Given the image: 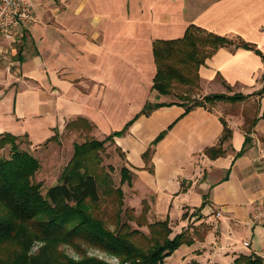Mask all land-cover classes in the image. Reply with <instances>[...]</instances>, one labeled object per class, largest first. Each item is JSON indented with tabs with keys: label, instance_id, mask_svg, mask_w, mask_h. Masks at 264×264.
Segmentation results:
<instances>
[{
	"label": "crops",
	"instance_id": "1",
	"mask_svg": "<svg viewBox=\"0 0 264 264\" xmlns=\"http://www.w3.org/2000/svg\"><path fill=\"white\" fill-rule=\"evenodd\" d=\"M28 1L36 21L0 38V134L38 150L54 135L65 138L66 124L78 117L101 139L132 121L113 136L132 172L125 204L139 214L146 207L148 223L168 219L171 237L185 230L193 236L174 251L180 264L262 259L264 241L260 249L255 241L264 233L251 216L264 194V93L253 94L263 87L264 61L229 46L199 67L193 98L248 96L241 101L185 112L152 85L153 42L179 39L191 24L252 43L264 55V0ZM147 103L152 109L143 113ZM224 122L231 135L221 142ZM210 147L223 153L211 158Z\"/></svg>",
	"mask_w": 264,
	"mask_h": 264
},
{
	"label": "trees",
	"instance_id": "2",
	"mask_svg": "<svg viewBox=\"0 0 264 264\" xmlns=\"http://www.w3.org/2000/svg\"><path fill=\"white\" fill-rule=\"evenodd\" d=\"M229 46L253 50L264 61L263 53L254 44L217 35L193 24L179 39L155 40L156 73L152 89L162 95L175 96L186 106L185 112L217 101L246 99L248 96L243 94H208L189 102L173 93L177 85L198 88L199 67L219 48ZM262 93L264 77L262 89L253 94ZM162 105L165 104L155 107ZM151 109V104L147 103L142 112L148 113ZM65 128L88 135L94 125L78 117ZM124 129L102 140L90 137L74 143L72 156L57 184L45 194L42 182L35 180L40 169L38 159L20 149L21 137L0 134V149L10 146L9 157L0 158V264H110L87 254L88 249L113 256L119 264H163L180 246L193 243V236L187 230L171 237L168 219L148 223L146 207L138 216L134 215L132 207H125L122 185L131 183L132 172L122 166L120 183L115 184L113 167L104 164L103 155L105 143L113 142V136L123 134ZM230 135L225 123L220 141L224 142ZM162 136L163 133L154 143ZM56 139L54 135L47 143ZM116 150L123 158V153ZM206 152L211 158L223 153L219 147H210ZM150 153L148 149L143 154L147 162ZM185 216L186 213L182 215ZM132 221L137 227H132ZM142 226H146L147 233L140 230ZM62 247L71 248L77 257L66 254ZM184 264L201 263L191 260ZM233 264H264V260L254 254L240 255Z\"/></svg>",
	"mask_w": 264,
	"mask_h": 264
},
{
	"label": "rangeland",
	"instance_id": "3",
	"mask_svg": "<svg viewBox=\"0 0 264 264\" xmlns=\"http://www.w3.org/2000/svg\"><path fill=\"white\" fill-rule=\"evenodd\" d=\"M173 93L175 94L177 93L178 95L181 96L183 100H189V102H192L195 99H198L197 97L193 98V96L197 95L196 94L197 88L195 87L177 85ZM68 132L65 133L66 135L65 138L61 140H57V142L54 141L50 144H45L41 146V148L38 150H35L33 147H30L23 140L20 141V144H19L20 149L28 151L30 154L36 157L40 163V169L35 175V180L37 182H42L43 184L42 193L43 194H45L46 191L51 186L57 183L62 169L64 168V166L67 164V162L69 161L71 157L73 142L81 143L86 138H90V137L102 140L100 136H97L96 131L93 132V130L88 135L79 134L77 132H73V134L70 135ZM104 147H105L104 153H103L104 164L111 165L113 167L112 176H113L115 184L119 185L120 169L123 166L124 161L120 158L113 142H106ZM9 155H10V146L7 145L4 148L0 149V158H8ZM125 185L126 184L122 185V188ZM129 205H135V202L129 201ZM125 207H129V206L125 204ZM133 213L136 216L139 215V213L136 212L135 209H133ZM130 224L132 225V227H137V225L133 221L130 222ZM140 230H142L144 233H147V229L145 226L140 227ZM263 241H264L263 236L260 235V237H257L255 241V248L260 249L261 248L260 244ZM61 249H63L66 254L72 257H75V258L77 257V255L74 253V251L71 248L62 247ZM87 254L95 255L99 259L104 260L110 264H119V261L114 260L115 257L106 255L104 253H100L94 249H88ZM180 262L181 261L178 258L177 252H174V254L171 257H167L164 259L163 264H180Z\"/></svg>",
	"mask_w": 264,
	"mask_h": 264
},
{
	"label": "built area",
	"instance_id": "4",
	"mask_svg": "<svg viewBox=\"0 0 264 264\" xmlns=\"http://www.w3.org/2000/svg\"><path fill=\"white\" fill-rule=\"evenodd\" d=\"M36 19L28 0H0V38L10 35L16 27L26 26ZM216 215L219 216L220 213ZM251 219L264 233V194ZM243 247L250 248V242L244 241ZM262 259L264 260V253ZM114 260L118 261L116 258Z\"/></svg>",
	"mask_w": 264,
	"mask_h": 264
},
{
	"label": "water",
	"instance_id": "5",
	"mask_svg": "<svg viewBox=\"0 0 264 264\" xmlns=\"http://www.w3.org/2000/svg\"><path fill=\"white\" fill-rule=\"evenodd\" d=\"M57 183H55L54 185H56Z\"/></svg>",
	"mask_w": 264,
	"mask_h": 264
}]
</instances>
